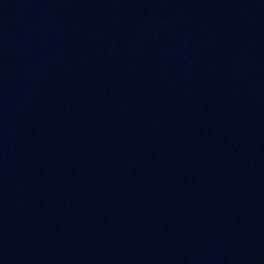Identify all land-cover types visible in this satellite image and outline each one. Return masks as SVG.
<instances>
[{
	"label": "water",
	"instance_id": "95a60500",
	"mask_svg": "<svg viewBox=\"0 0 264 264\" xmlns=\"http://www.w3.org/2000/svg\"><path fill=\"white\" fill-rule=\"evenodd\" d=\"M0 264H264V0H0Z\"/></svg>",
	"mask_w": 264,
	"mask_h": 264
}]
</instances>
